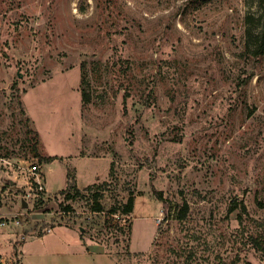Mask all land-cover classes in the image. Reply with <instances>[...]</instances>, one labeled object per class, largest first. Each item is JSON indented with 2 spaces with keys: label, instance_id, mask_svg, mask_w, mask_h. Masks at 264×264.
Masks as SVG:
<instances>
[{
  "label": "rangeland",
  "instance_id": "rangeland-1",
  "mask_svg": "<svg viewBox=\"0 0 264 264\" xmlns=\"http://www.w3.org/2000/svg\"><path fill=\"white\" fill-rule=\"evenodd\" d=\"M260 31L264 0H0L7 263L264 264Z\"/></svg>",
  "mask_w": 264,
  "mask_h": 264
},
{
  "label": "trees",
  "instance_id": "trees-1",
  "mask_svg": "<svg viewBox=\"0 0 264 264\" xmlns=\"http://www.w3.org/2000/svg\"><path fill=\"white\" fill-rule=\"evenodd\" d=\"M256 38H261L259 39L258 43H252L253 46L250 48L249 45H246V49L247 50H251V53L253 55H260L261 53H263L264 51V34H262V31L256 33L255 35ZM81 99L83 102H89L91 99V95L88 91L86 90H82L81 93ZM38 155V154H36ZM43 162L45 163H49L51 162L53 159L56 158V156H40L39 157ZM67 176V183L66 186L63 189H60V192H66L67 194L65 195L66 198H70L72 196L73 193H71V190H73L75 193H79L80 189L75 185L73 178L71 179V176L69 175V172H67L66 174ZM93 188V185H87L85 187V189H91ZM98 193H95L94 196H97ZM158 199L164 202V209L167 212V215L164 218L168 217V204H165V200L162 199L161 195H158ZM236 203H234L231 207L230 210L234 209L236 207ZM102 205L100 203H94L91 207L92 210H96V211H100L102 210ZM133 209V198L130 196L128 197L127 201L125 202V204L123 205V209H122V213L123 214H129ZM163 209V210H164ZM186 211H187V205H184V208L182 209L179 218L183 219L186 215ZM110 212L111 214H114L116 212V207H112L110 208ZM42 235V234H41ZM250 242L251 244L258 250H262L264 248V235L262 237H258V236H252L250 235ZM264 250V249H263ZM232 263L236 262V261H231ZM225 264V263H223ZM245 264H252L249 261H246Z\"/></svg>",
  "mask_w": 264,
  "mask_h": 264
},
{
  "label": "built area",
  "instance_id": "built-area-1",
  "mask_svg": "<svg viewBox=\"0 0 264 264\" xmlns=\"http://www.w3.org/2000/svg\"><path fill=\"white\" fill-rule=\"evenodd\" d=\"M29 170L31 174L33 175V184L27 189L25 192V195L22 197V199H34L36 196H38L39 192L44 189L43 184L40 180V164L33 163L29 166ZM23 201V200H22ZM158 221H159V217ZM6 224V220L0 221V226H4ZM0 264H8L7 258L3 255H0Z\"/></svg>",
  "mask_w": 264,
  "mask_h": 264
},
{
  "label": "crops",
  "instance_id": "crops-1",
  "mask_svg": "<svg viewBox=\"0 0 264 264\" xmlns=\"http://www.w3.org/2000/svg\"><path fill=\"white\" fill-rule=\"evenodd\" d=\"M55 227H56V226H54V227H53L52 229H50L49 231L54 230ZM57 227H60V228L63 227V228H65V229H69V230L72 231V232H75V235H76V237L78 238V241L80 242V246H81V247H84V249H86V250L91 249L89 243H86V241L82 240V237H83V236L80 237V236L78 235V232H77L76 230H74L73 228H68V227H64V226H57Z\"/></svg>",
  "mask_w": 264,
  "mask_h": 264
},
{
  "label": "water",
  "instance_id": "water-1",
  "mask_svg": "<svg viewBox=\"0 0 264 264\" xmlns=\"http://www.w3.org/2000/svg\"><path fill=\"white\" fill-rule=\"evenodd\" d=\"M22 205H23V206H26V203H25V201H23V202H22Z\"/></svg>",
  "mask_w": 264,
  "mask_h": 264
}]
</instances>
